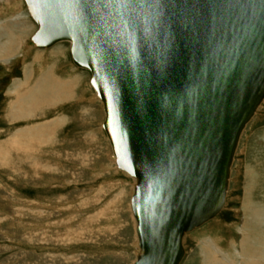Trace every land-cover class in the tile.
<instances>
[{"label":"water","instance_id":"1","mask_svg":"<svg viewBox=\"0 0 264 264\" xmlns=\"http://www.w3.org/2000/svg\"><path fill=\"white\" fill-rule=\"evenodd\" d=\"M38 47L70 42L135 178L134 264H179L223 207L240 134L264 98V0H25Z\"/></svg>","mask_w":264,"mask_h":264},{"label":"rangeland","instance_id":"2","mask_svg":"<svg viewBox=\"0 0 264 264\" xmlns=\"http://www.w3.org/2000/svg\"><path fill=\"white\" fill-rule=\"evenodd\" d=\"M37 28L24 0H0V52L12 41L0 53V264H134L131 178L113 162L90 72L73 64L69 42L35 48ZM45 74L73 81L72 94L17 112V97ZM256 239L254 259L243 246ZM182 243L179 264H210L205 247L222 264H264V100L241 133L225 205Z\"/></svg>","mask_w":264,"mask_h":264},{"label":"bare ground","instance_id":"3","mask_svg":"<svg viewBox=\"0 0 264 264\" xmlns=\"http://www.w3.org/2000/svg\"><path fill=\"white\" fill-rule=\"evenodd\" d=\"M24 2H25V4H26V6H27V9H28V11H29V14H30V16L32 17V12H31V8L27 5V3H26V1L24 0ZM32 19H33V17H32ZM38 27V26H37ZM33 37V36H32ZM32 37H31V42H32V45L35 47V48H37V49H47V48H50V47H53V45H55V44H57V43H59V42H56V43H54V44H52V45H50V46H44V47H38V46H36L34 43H33V41H32ZM60 42H68V41H60ZM10 43H12V41L10 40V42L8 43V44H4V47L2 48V52H0V53H3V52H5V47L7 46V45H10ZM69 44H70V42H69ZM69 52H70V47H69ZM71 56V55H70ZM72 60V59H71ZM73 62V61H72ZM74 64V63H73ZM75 66H77L78 68H82V69H84V70H87V71H89L88 69H86V68H83V67H80V66H78V65H76V64H74ZM48 69H49V67H48ZM39 71V70H38ZM46 71V70H45ZM44 71V73H46ZM90 72V71H89ZM49 73H50V71H49ZM42 75V74H41ZM26 77L27 78H29V76H28V74L26 73ZM65 78V77H64ZM90 78H91V72H90ZM38 80V79H37ZM37 80H36V84H34V85H32L31 86V88L29 89V91L27 92V93H25L24 95H21V96H18L17 97V101H16V104H17V106L16 107H18V109H16V111L17 112H19V109H21V110H27V112L28 111H30V113H32V112H34V111H37V112H39V110L40 109H42L40 106H43L44 104H46L47 103V106L48 105H53L54 104V106H56V105H58V104H60L61 102H65V98H67L68 96H70V94H72V92H73V89L70 87L71 85H74L73 84V81H71V80H69V81H55V80H52V77L49 75V74H45V75H43L42 77H41V79L37 82ZM16 82H18V81H16ZM89 82H90V79H89ZM15 84V83H14ZM91 85V84H90ZM22 86V85H21ZM16 87H18L17 85H15V88H14V90L16 89ZM68 87V88H67ZM91 87H92V89H93V91H92V97L91 98H89L91 101H93V102H100V112H101V109H102V112H103V114H104V118H103V121H104V119H105V112H104V107H103V102H102V100L100 99V97H99V95L96 93V91H95V89L93 88V86L91 85ZM69 89V90H68ZM13 90V89H12ZM11 91V90H10ZM13 92V91H12ZM15 92V91H14ZM90 94H91V91H90ZM81 98V97H80ZM78 99V98H77ZM76 99V100H77ZM81 100V99H80ZM89 100V101H90ZM263 100H264V98L261 100V102H260V104L263 102ZM67 101V100H66ZM87 101V100H86ZM89 103V102H88ZM14 104H15V102L13 103V106H14ZM93 104V103H92ZM260 104L256 107V111H257V109H258V107L260 106ZM15 107V108H16ZM12 109H14V108H12ZM35 109V110H34ZM23 110V111H24ZM256 111H255V113H256ZM13 112V111H12ZM254 113V114H255ZM254 114H253V116H254ZM21 115V114H20ZM19 115V116H20ZM21 116H23V118L25 117L24 116V114L23 115H21ZM20 116V117H21ZM252 116V117H253ZM18 117V116H17ZM26 117H28V116H26ZM25 117V118H26ZM103 117V116H102ZM251 117V118H252ZM22 118V117H21ZM251 118H250V120H251ZM86 119V118H85ZM101 119V118H100ZM249 120V121H250ZM103 121L102 122H100V127L103 129ZM248 121V122H249ZM62 122V121H61ZM247 122V123H248ZM247 125V124H246ZM245 125V126H246ZM245 128V127H244ZM244 128H243V130H244ZM104 130V129H103ZM242 130V131H243ZM104 132H105V130H104ZM48 133V132H47ZM242 133V132H241ZM49 135V134H48ZM105 135H106V137H107V139H108V142H109V145H110V147H111V151H112V159H113V162H114V164H115V167L120 171V173L122 172V173H124V175H127L128 177H130L131 179V186H132V195H133V192H134V187H135V178H134V176H132L131 174H129L127 171H125V170H122V169H120L119 167H117V165H116V162H115V156H114V153H113V150H112V146H111V143H110V140H109V138H108V136H107V134H106V132H105ZM50 136V135H49ZM48 136V137H49ZM240 136H241V134H240ZM239 139H240V137H239ZM238 142H239V140H238ZM14 143V142H13ZM26 145V144H25ZM237 146H238V144H237ZM237 149V148H236ZM236 151V150H235ZM12 153V152H11ZM111 153V152H110ZM234 155H235V153H234ZM233 158H234V156H233ZM109 159H111L110 157H109ZM232 162H233V160H232ZM231 165H232V163H231ZM230 170H231V167H230ZM229 177H230V174H229ZM129 179V178H128ZM231 181V180H230ZM122 184V183H121ZM228 185H229V178H228ZM124 187V186H123ZM227 190H228V188H227ZM114 191V190H113ZM106 192V191H105ZM130 193V192H129ZM226 194H227V191H226ZM132 195H131V197H132ZM131 197H130V209H131V212H132V215H133V217H134V219H135V222H136V227L135 228H137V220H136V218H135V216H134V213H133V209H132V205H131ZM88 200V199H87ZM225 201H226V196H225ZM224 205H225V202H224ZM223 205V206H224ZM93 208V207H92ZM223 208V207H222ZM222 210V209H221ZM220 210V211H221ZM255 210V209H254ZM219 211V212H220ZM218 212V213H219ZM259 212V211H258ZM217 213V214H218ZM217 214H215L212 218H214ZM212 218H210V219H212ZM256 218L258 219L259 217L258 216H256ZM209 219V220H210ZM209 220H207V221H209ZM207 221H205L204 223H202V224H205ZM201 224V225H202ZM201 225H199V226H201ZM199 226H197L198 228H199ZM197 227H194V228H192V229H190L189 231H186L184 234H183V236H182V238H181V244H182V246H183V243H182V241H183V238H184V236L188 233V232H190V231H192V230H194V229H196ZM136 234H137V230H136ZM137 241H136V252L138 253V251H139V238H138V234H137ZM73 240V239H72ZM254 241V240H253ZM242 242V241H241ZM254 242H257V245H256V243H255V246H253V248H250V250H249V246L248 245H244L243 247V249H244V251H245V253L248 255V257H250V258H260V257H262V255H263V252L262 251H259L258 250V248L259 247H261V248H263V246H262V244H261V242L260 241H258L257 239L254 241ZM245 243V242H244ZM248 246V247H247ZM214 248V247H213ZM135 249V248H134ZM184 249V248H183ZM214 249H216V248H214ZM212 250V252H211V250L209 249V248H207V247H205L204 249H203V252H204V254H207L208 255V257L209 258H211L210 260H209V262H210V264H222L221 262L222 261H220V260H213L212 258H214L213 256H215L214 255V253L213 252H215L216 250ZM240 251V250H239ZM249 251V252H248ZM217 252V251H216ZM262 252V253H261ZM211 255H212V257H211ZM137 256V255H136ZM137 258V257H136ZM182 260V259H181ZM180 263V262H179ZM246 263H248V264H257L255 261H253L252 259H250L249 261H247Z\"/></svg>","mask_w":264,"mask_h":264}]
</instances>
